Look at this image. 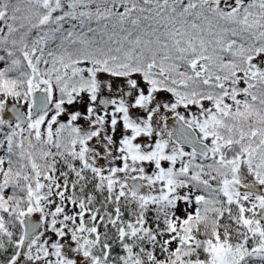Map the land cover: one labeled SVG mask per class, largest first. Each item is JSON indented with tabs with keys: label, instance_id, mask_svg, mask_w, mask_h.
Returning <instances> with one entry per match:
<instances>
[{
	"label": "snow or ice",
	"instance_id": "1",
	"mask_svg": "<svg viewBox=\"0 0 264 264\" xmlns=\"http://www.w3.org/2000/svg\"><path fill=\"white\" fill-rule=\"evenodd\" d=\"M0 264H264V0H0Z\"/></svg>",
	"mask_w": 264,
	"mask_h": 264
}]
</instances>
